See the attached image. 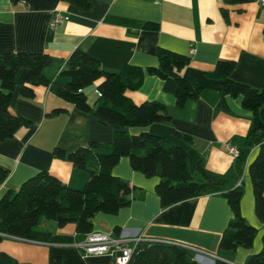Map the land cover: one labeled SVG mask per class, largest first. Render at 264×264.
Instances as JSON below:
<instances>
[{
    "label": "crops",
    "instance_id": "0c3cea01",
    "mask_svg": "<svg viewBox=\"0 0 264 264\" xmlns=\"http://www.w3.org/2000/svg\"><path fill=\"white\" fill-rule=\"evenodd\" d=\"M83 9L64 0H0V53L44 52L52 64L44 73L54 79L74 49L81 48L110 70L127 64L144 68L158 64L157 51L164 47L191 57L183 74L202 86L200 98L183 110L176 108V82L146 73L138 90L128 95L136 103L157 100L173 112L171 122H156L146 127H131L165 136L185 148L189 154L190 172L201 176L197 165L201 160L211 172L224 175L228 187L244 181L241 210L246 220L258 229L251 248L238 247L220 254L219 241L233 213L221 193L206 194L162 207L155 187L158 177H146L135 171L128 157H122L113 173L144 191L142 198L120 209L116 214L97 213L92 232L142 237L132 246L137 253L151 239L180 242L206 251L209 264L223 258L233 264H246L249 256L261 250L264 223L255 212V198L249 164L258 146L252 149L239 175L236 157L228 145L240 149L252 125V112L244 108L241 97L226 98L227 107L220 106L221 81L208 77L218 60H234L235 80L261 88L264 85V2L261 0H88ZM224 9L228 14H224ZM63 21L49 26L53 11ZM158 29L146 28V24ZM27 69L16 76V90L11 110L34 121L32 127L20 128L15 137L0 142V167L8 171L0 185V196L9 189H18L29 177L48 170L73 188H82L89 179L86 170L75 167L67 159L58 158V146L72 151L91 141L107 142L114 128L90 113L56 96L48 87L36 86L32 98H24L21 88L26 83ZM94 106L98 100L97 86L86 89ZM61 111L57 114L55 110ZM173 130L189 134L186 142ZM44 219L30 238L5 237L0 251L14 258L17 264H107L110 255H87L75 245L86 235L76 232L74 222L60 226L59 219ZM119 228V233L116 232ZM132 264V263H131Z\"/></svg>",
    "mask_w": 264,
    "mask_h": 264
},
{
    "label": "trees",
    "instance_id": "16d2710c",
    "mask_svg": "<svg viewBox=\"0 0 264 264\" xmlns=\"http://www.w3.org/2000/svg\"><path fill=\"white\" fill-rule=\"evenodd\" d=\"M83 9H89L88 0H64ZM229 2V0H226ZM224 14L228 11L224 9ZM149 29L158 25L148 23ZM158 64L147 68L127 64L120 70L105 68L99 59L87 51L76 48L66 59L56 78L49 79L45 68L52 64L48 53L1 52L0 53V142L15 137L22 127H32L34 121L11 110L16 90V76L20 69H27L26 83L21 88L24 98L35 95L36 86H45L56 96L74 104L80 111L90 113L114 128L111 141H91L72 151L54 147L56 157L67 159L75 167L86 170L89 179L82 188H73L62 182L48 170H41L26 179L18 189H9L0 196V232L18 238H30L32 231L44 220L59 219V225L74 222L76 232L86 235L93 231L97 213L116 214L129 206L144 191L113 173L122 157H128L131 167L146 177H158L155 190L161 206L168 207L180 201L212 193H221L227 199L233 216L219 241V252L235 251L238 247L251 248L258 229L250 224L241 210L244 181L229 188L224 175L211 172L200 160L197 165L199 179L190 172L189 154L185 148L169 138L146 130L129 131L131 127H146L156 122H171L172 110L157 100L136 103L129 90H138L146 73L176 82V108L183 110L196 101L202 86L194 79H187L183 71L191 57L164 47L157 51ZM236 61L220 59L208 77L221 81L220 106L226 108V98L241 97L244 108L252 112V125L244 145L236 157L239 175L252 149L258 151L249 164L252 179L255 212L264 223V85L261 88L235 80L232 73ZM97 86L98 100L94 106L86 89ZM61 110H55L57 114ZM174 136L192 142L189 134L173 130ZM8 171L0 167V185L7 179ZM119 233V228H116ZM5 238L0 235V240ZM262 248L249 256L246 264H264V232ZM0 264H17L7 253L0 251ZM132 264H200L195 251L180 242L153 239L134 254ZM214 264H233L223 258Z\"/></svg>",
    "mask_w": 264,
    "mask_h": 264
},
{
    "label": "built area",
    "instance_id": "2783aa9c",
    "mask_svg": "<svg viewBox=\"0 0 264 264\" xmlns=\"http://www.w3.org/2000/svg\"><path fill=\"white\" fill-rule=\"evenodd\" d=\"M261 1L264 2V0ZM62 21L63 15L61 14V12L58 10H54L49 22V26L50 28L54 29ZM227 148L230 154L235 157L238 156L239 149L236 146L228 145ZM0 235L4 237H13L5 235L1 232ZM140 240H142V237L127 236L124 234L114 236L103 232H91L87 234L86 238L83 241L75 243V245L80 247L87 255L112 256L113 261L107 264H131L135 252V249L132 244ZM184 246H186L187 248H191L195 251V259L200 264H209L210 257L206 251H203L202 249H199L197 247H188L187 245Z\"/></svg>",
    "mask_w": 264,
    "mask_h": 264
}]
</instances>
